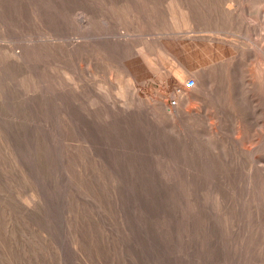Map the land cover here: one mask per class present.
<instances>
[{
  "label": "rangeland",
  "instance_id": "374dc122",
  "mask_svg": "<svg viewBox=\"0 0 264 264\" xmlns=\"http://www.w3.org/2000/svg\"><path fill=\"white\" fill-rule=\"evenodd\" d=\"M0 264H264V0H0Z\"/></svg>",
  "mask_w": 264,
  "mask_h": 264
},
{
  "label": "crops",
  "instance_id": "0c3cea01",
  "mask_svg": "<svg viewBox=\"0 0 264 264\" xmlns=\"http://www.w3.org/2000/svg\"><path fill=\"white\" fill-rule=\"evenodd\" d=\"M161 45H162V49L166 50L167 52L170 51V48H169L168 43L161 42ZM171 69H172V65L168 66L167 68L166 67L164 68L163 74H164V79H165L166 82L168 81V77L167 76L169 74H171L170 73ZM166 71H168V72H166ZM188 71L189 70H188V67L187 66H182L181 68H179V73L177 74V77H178V79L183 78V81H182L183 86H184L185 80L188 77H191V76H189V72Z\"/></svg>",
  "mask_w": 264,
  "mask_h": 264
},
{
  "label": "built area",
  "instance_id": "2783aa9c",
  "mask_svg": "<svg viewBox=\"0 0 264 264\" xmlns=\"http://www.w3.org/2000/svg\"><path fill=\"white\" fill-rule=\"evenodd\" d=\"M195 86V79L193 77H188L184 82V88L191 89ZM172 103H175V100L172 101Z\"/></svg>",
  "mask_w": 264,
  "mask_h": 264
}]
</instances>
